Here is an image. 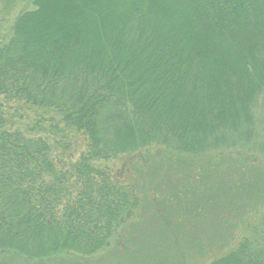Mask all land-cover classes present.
<instances>
[{
  "label": "trees",
  "instance_id": "trees-1",
  "mask_svg": "<svg viewBox=\"0 0 264 264\" xmlns=\"http://www.w3.org/2000/svg\"><path fill=\"white\" fill-rule=\"evenodd\" d=\"M31 4L0 42V264H74L67 256L105 252L142 201L101 163L152 145L200 161L197 176H218L203 190L174 185L216 221L264 201L254 109L264 121V0ZM11 102L81 133L85 151L59 163L49 138L9 126ZM177 199L143 204L159 228L147 224L142 240L165 244L154 264L184 261ZM259 235L208 264H264Z\"/></svg>",
  "mask_w": 264,
  "mask_h": 264
},
{
  "label": "rangeland",
  "instance_id": "rangeland-1",
  "mask_svg": "<svg viewBox=\"0 0 264 264\" xmlns=\"http://www.w3.org/2000/svg\"><path fill=\"white\" fill-rule=\"evenodd\" d=\"M32 8L31 0H0V42L8 37L14 18L20 12ZM254 109L260 132L258 141H260L264 138V129L262 130L264 121L260 120L262 113L257 107ZM5 111L9 115V126L12 129L17 127L20 130L31 131L35 135L49 138L53 154L59 163L75 161L79 154L85 151V136L81 133H67L61 124L55 125L56 119L54 122H49L48 116L44 115L40 121V112L22 103L11 102L6 105ZM213 158L212 161L217 163V155ZM257 160L261 162L264 169V158L259 157ZM199 164H201L200 161L187 159L184 155H175L168 148L158 145H152L140 153L119 155L102 162L101 165L108 169L119 185L133 189L138 199L142 201L141 207L136 212V217L124 227L125 230L118 234L120 235L117 236L119 241L116 240L115 243L111 241L112 243L105 252H98L91 257L84 258L67 256V261L74 260L76 261L74 264H154L159 257L158 252L165 244L161 242L162 245L159 248H154L151 243L148 244L151 239L147 242L145 238L142 240L140 235L147 228V224L149 228L156 230L159 228V223L148 219L151 213L149 209H144L143 204L151 203L156 198V201H159L157 204L161 205L160 202L167 200L172 193L178 197L174 205L180 209L179 222H181L182 229H178L176 235L184 254L181 256V262L184 260L182 263L176 262V258H167L172 261V264H208L229 253L244 237L254 234L260 237L259 234L264 229V201L257 205L251 202V207L246 209L243 215H240V212L234 215L233 209L230 218L225 220V223H221L216 221L210 212L208 216L207 213H203L211 209V206L199 204L198 200H192L193 195L190 191L185 194L179 190L175 191L174 185L179 187L180 184L181 187L187 188V185H195L201 190L205 189V186L214 185L213 181L218 176L212 175L211 170L206 172L205 176H197L195 166ZM188 173H194V176H191L188 182L181 181ZM143 196H146V199H143ZM237 198L239 197L234 196L232 203ZM247 202L248 200L244 199L241 203ZM212 206L214 208L216 205L212 204ZM199 208L201 210L197 212L196 209ZM166 241L169 243V240ZM115 250L117 253L113 254ZM165 256L172 257L173 255L170 252ZM173 260H175L174 263Z\"/></svg>",
  "mask_w": 264,
  "mask_h": 264
}]
</instances>
